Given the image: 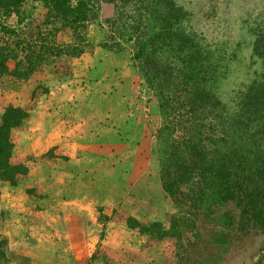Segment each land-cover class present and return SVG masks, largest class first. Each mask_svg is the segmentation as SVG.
I'll return each instance as SVG.
<instances>
[{"label":"rangeland","instance_id":"1","mask_svg":"<svg viewBox=\"0 0 264 264\" xmlns=\"http://www.w3.org/2000/svg\"><path fill=\"white\" fill-rule=\"evenodd\" d=\"M173 1L185 13L181 27L195 34L204 54L208 53L212 70H216L211 89L219 106L213 113L203 116V132L209 137L214 131L217 140L223 133L230 132L239 93L262 72L260 61L253 56L252 45L253 31L264 24V0ZM127 11H132L131 7ZM43 13L40 6L28 2L21 8L19 17L7 18L5 23L16 26L28 38L34 32L31 25L37 23ZM115 18V4H98L95 19L86 29L89 47L71 61V66L72 63L79 66L78 70L72 71L70 66L68 75H56V63L48 60L28 79L11 74L0 77V120L9 106L24 108L28 113L21 126L10 131L13 155L23 157L28 173L15 186L0 179V264H39L37 260L50 259L51 242L57 238L55 231L65 236L67 230H59L55 223L59 217L57 212L65 213L67 204L64 208L61 204L60 210L52 207H57L60 200L65 203L69 199L81 200L80 194L76 195L78 187L75 183L65 186L64 182L69 181L61 180L62 173L57 176L50 171V161H53L50 151L39 157L47 160L43 169H38L36 164L28 165L30 157L14 152L15 142H18L16 131L28 128L30 116H34L33 126L41 129V115H46L53 106L47 96L58 89L65 96L73 95V90L77 89L79 107L76 112L84 113L89 119L93 117L95 122L91 125L94 127L103 126L100 139L107 143V154L99 160L90 159L94 162L86 170L91 175V182H85L91 189H87L86 198L105 190L116 197L102 199V203L108 202L94 208L91 214L76 208L74 218L77 217L76 221L81 219L79 224L85 222L83 227L76 224L69 232L76 244L66 246V252L61 253L69 264H186L187 261L188 264H264V231L250 229L244 234L235 229L232 217L237 218L239 208L234 202L214 208L215 219L227 214L220 222L202 221L195 215L194 202L186 205L197 196L196 176L178 190L176 200L163 190V171L170 165L174 142L183 133L179 129L166 131L167 127L187 119L184 109L180 108L181 100H175L171 93L165 94L172 102L171 109L161 107L160 99L153 90H148L142 68L132 61L134 48L131 43L122 41L123 48L119 51L101 45L105 39L110 42L106 21ZM19 19L20 25L17 24ZM24 35L20 34L19 39H25ZM41 88L47 92L38 95L34 106H30L32 91H41ZM250 127L243 125L248 132L245 139L254 147L261 145L260 137L254 135ZM159 132L164 135L159 137ZM63 170L76 172L70 166H64ZM170 174L174 175L176 171L171 168ZM27 178L34 180L26 186H17ZM64 190L69 195L66 199L64 194H59ZM21 193L27 198L20 197ZM8 200H15L14 205H18L19 210L12 209L11 213ZM19 201L25 205L22 211ZM6 211L8 215H5ZM152 223L162 225L168 233L166 238H156L157 230L152 228H146L144 232L153 235L141 233L144 226ZM137 224L141 227H135ZM221 224L229 225V238L224 248L212 244L206 246ZM50 227L54 229L50 230ZM72 257L77 262L72 263Z\"/></svg>","mask_w":264,"mask_h":264},{"label":"trees","instance_id":"2","mask_svg":"<svg viewBox=\"0 0 264 264\" xmlns=\"http://www.w3.org/2000/svg\"><path fill=\"white\" fill-rule=\"evenodd\" d=\"M28 2L40 6L44 15L31 25L34 32L27 38L16 26L5 22L12 16L19 17ZM99 3L116 6V18L106 21L110 42L105 39L101 45L119 51L123 42L131 43L132 61L139 63L148 90L160 99V106L171 109L172 102L165 95L168 93L181 100L180 108L187 120L167 127L166 131L179 129L183 133L174 142L170 165L163 171V190L175 199L178 190L196 176L197 196L186 205L194 202L197 217L220 222L227 214L215 219L214 208L234 202L239 208L237 218L232 217L235 229L244 234L250 229L264 231V24L253 31L252 45L262 72L239 93L230 132L217 140L214 131L209 137L203 132V116L219 106L211 89L216 70H212L208 53L204 54L195 34L181 27L185 13L173 0H0V77L11 74L28 79L48 60L56 63V75H68L71 61L89 47L86 29L95 19ZM129 7L132 11H127ZM17 24H21V19ZM20 34L25 39H19ZM32 92L30 106L47 90ZM27 116L24 108L9 106L0 120V179L11 186L28 173L23 157L13 155L10 140V131L21 126ZM243 125H251L250 130L260 137L261 145L249 144ZM160 135L164 133L159 132ZM171 168L176 174H170ZM226 225H219L205 245L224 248L229 238ZM146 228L157 230L158 239L168 234L159 223L142 229L141 233L153 235L144 232Z\"/></svg>","mask_w":264,"mask_h":264},{"label":"crops","instance_id":"3","mask_svg":"<svg viewBox=\"0 0 264 264\" xmlns=\"http://www.w3.org/2000/svg\"><path fill=\"white\" fill-rule=\"evenodd\" d=\"M72 65V71H76V69L78 70L79 66H76V64L74 63H72ZM76 90H73V95L68 94L67 96H65V93L61 92L62 90L60 89H58V91L56 92H51L50 95L47 96V99L51 104H53L54 107L52 106L50 108V112L46 111V115H41L38 113L39 115L43 116V118L40 119V121H42L41 129L33 126L32 123L34 121V116H30L27 123L28 128H25L21 131H16L15 133L18 137V142H15L14 147L15 154L18 156L30 157L31 161L30 163L28 162V165L36 164L38 165V169H43L47 164V160H45L44 158L43 160H41V158L39 157L50 151L53 154V161H50V171L55 175L57 174V176L58 173H62L63 176L61 180L69 181L64 182L65 186L67 185L70 187L75 183V186L77 185L78 187V192L76 195L80 194L79 199H81L80 201L69 199L68 203L61 202L60 200L57 203V207H52L54 210H60L61 204L62 208H64V204H67V209L64 208L65 213L60 214L59 212H57L59 214V217L58 221L55 222L59 230H65V228L67 230H65V236H62L59 234L60 232L55 231L57 238L51 242L52 256L50 255V259L48 260H37L39 264H64L63 262L69 264V262L63 257L64 254L61 253L66 252V246H74L76 244L73 239L72 233L70 234L69 232L76 228V224H78V227H83V223L85 222L83 221L82 224H79L78 221H80L81 219L76 221L77 217L74 218L73 213L77 212L76 208H78L79 210H84L83 213L89 212V214H91L93 213L94 208H100L108 202L104 201L105 203H102V199L106 197H111L114 199L116 198L114 193L111 194L110 192H106V190L105 192H97L94 197L92 196L93 198L91 197L90 199L89 195L87 198L85 196V194L88 192L87 189L91 190L85 183L91 182V175L86 172L89 165L94 162H91L90 159L99 160L104 157L105 154H107L105 148H108V146L106 145L107 143L105 142V140L100 139L103 133V131H101V127L103 128V126L94 127L93 124L91 125V122H95L93 117L89 119V116L85 117L84 113L80 114L76 112L77 106L79 107V100H76V94L78 90ZM90 110L94 109L90 107ZM39 129L40 131L38 132ZM95 138L96 140H93ZM35 161H37L38 164L37 162L35 163ZM64 166L73 167V169H76V172H62L64 171ZM32 180L34 179L27 178L26 180L20 181L17 186L23 187L24 184L26 186V183H30ZM12 188L15 189V187ZM71 193L73 195L75 193V189L71 190ZM59 194H64L63 197H65V199L69 197L67 190H64ZM10 196L11 198H14L12 195ZM19 196L23 198L26 197L22 193L19 194ZM11 198L9 197V199ZM14 199H16V197ZM8 201L11 203V213L13 212V210H19L17 209L18 205H14L15 200ZM89 201H91L92 203L88 204ZM18 204L21 211L25 209V205H21V201H19ZM5 215H8L7 211L5 212ZM63 215L68 216L63 217ZM83 220L85 219L83 218ZM51 228L54 229V227H50V230H52ZM71 262L74 263L77 262V260L73 259L72 257Z\"/></svg>","mask_w":264,"mask_h":264}]
</instances>
